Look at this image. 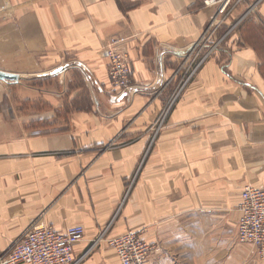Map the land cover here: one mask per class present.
<instances>
[{"label": "crops", "instance_id": "0c3cea01", "mask_svg": "<svg viewBox=\"0 0 264 264\" xmlns=\"http://www.w3.org/2000/svg\"><path fill=\"white\" fill-rule=\"evenodd\" d=\"M213 14L202 0H0V70L24 79L0 80V256L41 222L83 226L78 264H119L104 243L87 251L107 226L153 244L144 264H263L236 231L244 187L264 190V0L218 17L224 43L156 125ZM115 37L126 90L107 74ZM52 71L54 89L25 83Z\"/></svg>", "mask_w": 264, "mask_h": 264}, {"label": "built area", "instance_id": "2783aa9c", "mask_svg": "<svg viewBox=\"0 0 264 264\" xmlns=\"http://www.w3.org/2000/svg\"><path fill=\"white\" fill-rule=\"evenodd\" d=\"M234 1L238 0H202L204 6L214 8V14L202 37L188 53L186 52L182 64L177 69V71H183L181 88L210 57L212 50L219 47V43L227 35L226 33L219 37L215 45L203 51L211 37L216 39L218 17L225 16ZM122 40V38H112L104 48L105 56L109 60L107 71L109 83L115 90H126L131 86L130 66L127 55L121 48ZM187 64L190 69L188 75ZM173 101L168 104V109L174 103ZM237 211L239 221L236 232L239 243H247L256 247L259 260L264 264V190L251 186L244 187L238 201ZM108 228L109 226L92 240L87 251L104 243L115 252L119 264H144L147 261L154 246L147 243L139 231L127 230L116 237H108L106 236ZM83 236L82 225L69 227L60 233L49 224L34 222L21 240L3 256H0V264H78L85 254L76 258L73 249L84 238Z\"/></svg>", "mask_w": 264, "mask_h": 264}, {"label": "rangeland", "instance_id": "374dc122", "mask_svg": "<svg viewBox=\"0 0 264 264\" xmlns=\"http://www.w3.org/2000/svg\"><path fill=\"white\" fill-rule=\"evenodd\" d=\"M229 32H230V31H227V32H225L224 34L227 33V35H228ZM224 34L221 33V30H219V27H218L216 39H212V37H211V38H210V42L207 43V45L205 46V48L203 49V51H204V50L207 51V49H210L213 45H215V44L217 43V40L219 39V37L223 36ZM227 35H226V36H227ZM226 36L223 38L222 42L219 43L218 46H220V45H222V44L224 43V40H225ZM194 45H195V44H194ZM194 45H192V46H194ZM192 46H191V47H192ZM191 47H190V48H191ZM190 48L187 50V53L190 51ZM215 50H216V49H215ZM215 50H212V53H213ZM203 51H201V52H203ZM212 53H211V55H212ZM185 54H186V53H185ZM211 55H210V56H211ZM191 59H192V58H191ZM190 61H191V60H190ZM188 64H189V63H188ZM188 64L186 65V72H187V75H188V73L190 72V69L188 68V67H189ZM182 74H183V71H181L180 77L182 76ZM23 80H24V79H19L18 81H20L21 83H22V82L24 83ZM18 81H17L16 84H18ZM5 82H9V81H5ZM13 82H14V81H13ZM178 82H179V83H178ZM178 82H176V85H175V86H176V93H174V95H172V97L167 101V104H165V106L162 108V111L160 112V115L158 116L159 118H158L157 121H156V125H157V128H158V129H160V128L162 127V125H164L165 120H166V118H167V115H168L169 111H170L171 108L175 105V103H176V99H177V98L179 97V95L181 94V91L186 87L185 85H187V83H186V84L184 85V87L181 88V87H182V86H181V83H182L181 78H180V80H179ZM25 83H26L27 85L29 84V85H31V86H43V84H45V85H50V86H52L53 89H54V84L56 83L55 71H52L51 74H49V75H43L42 77H37V78L28 79V81H26ZM176 94H178V95L176 96ZM172 100H174V101H173L174 103L172 104V106L170 107V109H168V104H170ZM88 107H89V105L87 104L86 94H85V92H83L82 95H81L80 101H79L78 105L76 106V108L86 109V108H88ZM68 109H70V108H68ZM237 241H238V239H237ZM238 243H239V241H238ZM240 243H241V242H240ZM240 243H239V244H240ZM241 244H247V243H241ZM151 245H153V244H151ZM248 245H249V244H248ZM104 246H105V249H104V250H105L106 252H107V251H110V253L114 254V251H113L111 248H109L108 246H106V244H104ZM250 246H251V245H250ZM97 248H98V247H97Z\"/></svg>", "mask_w": 264, "mask_h": 264}, {"label": "water", "instance_id": "95a60500", "mask_svg": "<svg viewBox=\"0 0 264 264\" xmlns=\"http://www.w3.org/2000/svg\"><path fill=\"white\" fill-rule=\"evenodd\" d=\"M0 80L2 81H9V82H17L19 80V77L16 74H10L5 71L0 70Z\"/></svg>", "mask_w": 264, "mask_h": 264}]
</instances>
